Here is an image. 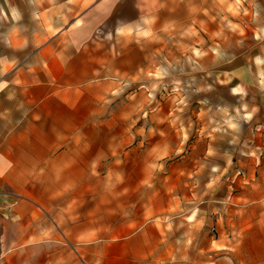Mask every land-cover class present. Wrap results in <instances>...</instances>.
<instances>
[{
    "label": "rangeland",
    "instance_id": "1",
    "mask_svg": "<svg viewBox=\"0 0 264 264\" xmlns=\"http://www.w3.org/2000/svg\"><path fill=\"white\" fill-rule=\"evenodd\" d=\"M100 1L20 22L28 62L50 65L68 156L14 182L0 260L264 264V0ZM17 221L45 239L12 243Z\"/></svg>",
    "mask_w": 264,
    "mask_h": 264
},
{
    "label": "crops",
    "instance_id": "2",
    "mask_svg": "<svg viewBox=\"0 0 264 264\" xmlns=\"http://www.w3.org/2000/svg\"><path fill=\"white\" fill-rule=\"evenodd\" d=\"M28 0H0V207L12 201V188L16 181L44 180L43 172L36 171V166L56 165L59 159L58 149L64 143L59 139V119L53 113L57 107L56 89L53 88V75L48 62L26 59L27 32L21 21L35 20H71L70 8L76 0H62L49 7L43 0H34V12H27ZM105 3L104 0L99 4ZM72 9V8H71ZM67 10V11H66ZM81 14L84 5L74 8ZM85 14L82 13V16ZM12 22H15L12 25ZM34 34V43L38 52H44L43 29L38 27ZM69 32V31H67ZM59 34L58 37L65 36ZM80 42V41H79ZM46 69V70H45ZM44 70V71H43ZM66 84L73 83L66 79ZM67 121V120H66ZM46 157V161L37 160ZM47 175V174H45ZM45 179H53L51 177ZM25 209V210H22ZM35 212V207L19 203L14 209L17 217L24 213ZM16 228L22 229L15 235L12 243L24 245L44 238L42 232L27 231L28 225L15 222ZM7 239L6 232L2 239ZM6 240V244H10ZM22 250L11 253L10 247L3 251L0 264H20Z\"/></svg>",
    "mask_w": 264,
    "mask_h": 264
}]
</instances>
